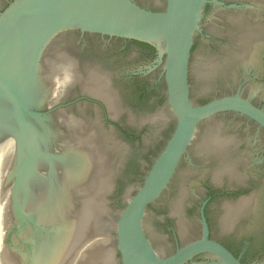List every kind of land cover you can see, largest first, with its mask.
<instances>
[{"label":"water","instance_id":"obj_1","mask_svg":"<svg viewBox=\"0 0 264 264\" xmlns=\"http://www.w3.org/2000/svg\"><path fill=\"white\" fill-rule=\"evenodd\" d=\"M83 1L10 0L0 12V135L16 140L20 162L13 179L14 210L25 225L32 222L39 228L18 200L20 185L44 155L38 141L42 134L30 130L26 117H44L64 106L60 100L27 104L18 91L23 71L30 80L42 47L68 29L135 39L163 54V78L174 120L116 221L120 262L185 264L208 254L211 257L189 264H243L217 240L235 247L236 238L257 242L264 236L260 158L264 132L250 120L224 111L246 115L264 127V0H165L161 12L120 0L124 14L114 20L89 16ZM40 20L45 22L36 24ZM23 22L34 26L33 38L3 37ZM150 33L158 38H150ZM23 87L29 94L31 87ZM235 183L251 198L228 207L222 198L211 202L206 212L208 231L200 209L203 187ZM246 205L241 226L232 227L230 217ZM22 225L16 228L17 235ZM41 228L45 235L51 233Z\"/></svg>","mask_w":264,"mask_h":264},{"label":"rangeland","instance_id":"obj_2","mask_svg":"<svg viewBox=\"0 0 264 264\" xmlns=\"http://www.w3.org/2000/svg\"><path fill=\"white\" fill-rule=\"evenodd\" d=\"M132 1L157 12L163 11L165 7V0ZM9 2L10 0H0V12ZM126 39L129 38H106L90 34L81 39L75 29L62 31L42 47L32 78H26L23 71L21 79L29 81L22 83L18 79V91L29 105H34L36 101L45 105L58 100L63 104L67 103L66 107L47 116L26 117L30 130L33 132L36 128L42 134L41 140L35 139L39 141L44 155L36 160L37 170H30L20 185L19 203L36 219L39 228L45 225L48 229L54 223L50 218L61 220L63 214L58 211L85 208L89 227L95 229L97 225L100 226L101 232L98 234L99 230L96 229V233L108 243L112 264H121L116 247L115 222L128 197L135 192L150 168L174 120L163 78V54L155 50L154 55L143 44ZM134 72L140 75L133 79L131 74ZM91 73L108 80L115 108L112 112L107 108L114 115L118 113L117 120L110 119L104 108L86 99H76L85 92L98 96L86 88L89 81L85 77ZM28 85L31 90L29 88L30 92L26 94L24 87ZM105 104L108 106L106 102ZM67 118H73L74 122L71 121L70 126L67 125ZM8 140L12 143L13 150L7 171L11 172L9 179H14L12 174L15 175L20 168L18 145L14 138L10 137ZM65 150L83 157L86 165L81 166L83 169L80 167L81 175H70L72 178L66 175L69 168L71 174L73 171L72 166L68 167L63 162L62 151ZM39 191L42 195L52 197L53 193L65 192V199H56L53 208L55 211L51 215H36L34 211L39 209L37 203L42 204L44 201L43 209L49 207L46 204L48 197H37ZM13 207L17 210L16 206ZM16 212L12 211L13 221L5 233L3 245L17 257H22L30 255L31 241L27 240L37 233L38 227L32 222L25 225L23 218ZM66 213L67 218L70 217L68 211ZM22 224L24 227L17 235L15 230ZM49 234L42 233L47 241L50 239Z\"/></svg>","mask_w":264,"mask_h":264},{"label":"bare ground","instance_id":"obj_3","mask_svg":"<svg viewBox=\"0 0 264 264\" xmlns=\"http://www.w3.org/2000/svg\"><path fill=\"white\" fill-rule=\"evenodd\" d=\"M83 6L87 14L94 18L102 17L106 20H114V19H118L119 15L124 14L120 0H84ZM44 22H45L44 20H40L36 24H43ZM27 24L29 23L23 22L22 24H19L16 28H14V31L7 30V32L4 33L3 37L7 35H11L16 38L17 37L33 38L36 34V33H33L35 30L33 29L34 26L31 27L30 25V27H28ZM26 26L28 27V30H30L29 32L26 31ZM148 36L153 39L158 38L157 36L151 33ZM85 79H87L89 83L87 82L88 83L87 87L84 84L83 85L89 91L103 98L105 102L108 104L110 111L112 112L113 109L115 108L114 106L115 101L112 99V94H111L112 91L110 90L108 80L105 78H102L101 75L95 74V73L87 74ZM72 119L71 120L70 118L68 119L67 121L68 126L72 124L71 123V121H73ZM9 138H10L9 136H5L4 134L0 135V264H93V263L96 264L99 262L103 264H112L111 263L112 255L109 252V247L107 245L108 243H106L105 238L101 239L102 238L101 235L97 236V233L99 234L101 232L99 230L100 226L97 225L98 227L95 229H91L89 227L88 214L85 208H80V209L78 208L75 210L64 209V210L58 211L59 213H61V215L63 214L62 216L63 218L61 217L60 221H57L55 218H50V220H53L54 223L51 225V228H50L51 235L49 234L50 239L48 241L45 239L46 237L44 238V235H42L43 233L41 232L42 228H38L37 233H35L36 235L33 234L34 236L32 237L30 236L27 240V242L31 241L30 255L28 254L26 256L23 255L22 257H19V256L17 257L16 255L13 254V251L7 249L5 244L3 245V238L6 235L5 233L9 230V226L11 225L13 221L12 211L14 210L13 209V199H12V189H13L14 181L13 179H9V177L11 176V172L7 171L8 164L10 162V157H11L12 150H13L12 143L8 140ZM70 150L62 151V154L64 155L62 158H63V162H65L68 165V167L72 166L71 170L73 171V173L72 174L70 173L71 172L69 171L70 168L67 170V172L65 170V172L68 173L66 174L68 176L70 175L73 176V174L78 175L80 172L82 173L81 166H85L86 164L84 163L83 157L80 154L78 155L76 154L77 155L76 156L73 152H71L72 154H74L72 155L71 153H69ZM55 153H58V151ZM52 159L54 161V158ZM60 167L61 166H59V168ZM65 167L63 168L66 169L67 167L66 168ZM58 169H56V171H58ZM81 173L79 175H81ZM63 175H65V173ZM12 176H14V174H12ZM44 195H42L40 191L37 193L38 198ZM52 195L53 197L47 194L43 198V199H46L48 197V199H46L47 200L46 204L49 206L48 208L43 209L44 201L43 199H41L43 201L42 203V201L39 200L41 201L42 204L37 203V208L39 209L34 211L36 215H41V214L51 215L55 211L53 210V208L55 206L56 199L57 201L61 198L63 200L65 199L64 198L65 192L53 193ZM66 210L68 211V215H70V217L68 218L66 215L67 214ZM115 225H116V222H115ZM96 229L99 230V232L97 231L96 233ZM33 237L34 238L36 237V239H34ZM88 239L91 241L86 242ZM83 243L84 245L82 246Z\"/></svg>","mask_w":264,"mask_h":264},{"label":"flooded vegetation","instance_id":"obj_4","mask_svg":"<svg viewBox=\"0 0 264 264\" xmlns=\"http://www.w3.org/2000/svg\"><path fill=\"white\" fill-rule=\"evenodd\" d=\"M77 32L79 33L81 39H85V36L87 34L100 36V37H106V38H120L118 36H111V35L100 34V33H89V32L79 31V30H77ZM126 40L143 44L144 46L149 48L153 52V54L155 55L156 49L152 45H150L146 42H143V41L135 40V39H126ZM192 46H193V44H192ZM191 49H192V47H191ZM138 75H140V74L134 72L133 74H131V78L134 79ZM93 95L94 94H92V93L85 92L84 94L76 97V99H78V98L79 99H86L89 102H91L92 104H95V105H98V106L104 108L105 110H107L106 114L108 115V117L110 119H112V120L116 119L117 120L118 113L116 115L112 114L110 111H108V108H107L108 106L105 104V102H103L101 100V98H96ZM66 105H67V103L66 104L64 103V107H66ZM255 105L258 106L257 104H255ZM258 107H260V106H258ZM55 110H59V109H55ZM224 112L235 114L237 116H242V117L250 120L251 122L255 123L257 125V127L264 132L263 126H261L258 122L250 119L246 115L236 113V112H232V111H224ZM219 113H221V112H219ZM116 124L118 125V123H116ZM261 153H262V157L260 156V158L262 160H264V146L261 149ZM203 190L205 192V197H204V202H202L200 209L203 208V215H204L205 220L207 222L208 231L210 228V224H209V219L207 218L206 212H207V208L211 202H213L217 198H222L226 201V206L228 207V206H232V205L237 204L238 202H240L243 199L249 200L251 198L248 190H246L243 186L239 185L238 183H235V184H217L214 186L209 185V184H205V186L203 187ZM247 205L242 210H239L232 217H230V222H232L230 225L232 227L233 226H237V227L241 226V224H242L241 222L246 218L247 213H248L247 209H246ZM200 209H199V212H200ZM235 240H236L234 242L235 247H233V245H231V244L224 243V242H221L219 240H217V241L220 242L221 244H223L228 250H230L232 252V254L234 256H236L243 264H264V236L263 237L260 236L257 239V242H255L254 239H252V238L249 241L245 240L244 238H236ZM205 257H211V256L208 254H200V255L192 258L191 260H189L185 264H189V263H192L194 261L197 262L200 259H203Z\"/></svg>","mask_w":264,"mask_h":264}]
</instances>
